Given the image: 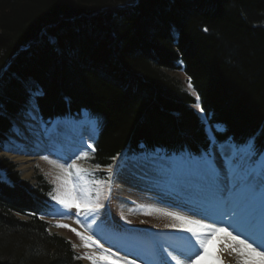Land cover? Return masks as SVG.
Instances as JSON below:
<instances>
[{
  "label": "trees",
  "instance_id": "obj_1",
  "mask_svg": "<svg viewBox=\"0 0 264 264\" xmlns=\"http://www.w3.org/2000/svg\"><path fill=\"white\" fill-rule=\"evenodd\" d=\"M30 98L45 126L92 120L83 173L103 186L120 154L201 159L212 142L253 138V162L264 149V0H0V145ZM51 190L0 156V264H81L38 217Z\"/></svg>",
  "mask_w": 264,
  "mask_h": 264
},
{
  "label": "rangeland",
  "instance_id": "obj_2",
  "mask_svg": "<svg viewBox=\"0 0 264 264\" xmlns=\"http://www.w3.org/2000/svg\"><path fill=\"white\" fill-rule=\"evenodd\" d=\"M170 73L177 76L186 88L192 90L182 71ZM27 104L24 111L16 113L11 118L12 125L6 131L0 145V156L8 158L15 165L22 179L34 183L35 176L39 175L51 184L52 209L51 216L46 217L49 222L47 229L70 241L71 247L80 256L81 264H93V261L88 259L89 256L97 258L96 264H111L113 260H118L119 264H177V261L179 264H191V260L200 254L196 251L199 245L192 247L195 238L190 239V233L166 227L174 220L160 208L187 212L199 220H204L205 223L222 224L233 235L247 239L249 243H254L253 245L259 246L260 250L264 251V204L261 201L260 188L257 187L254 198L244 203L247 190L243 180L248 172L258 173L261 170L264 166V158L259 161L261 158L259 156L256 162L250 163L251 157H246L243 153L238 154L233 146L232 150H225L226 148L220 147L222 144L212 142L209 147L211 162H193L185 156H176L179 158L175 159L174 163H168L161 160V157L146 153L122 158L116 166L114 163L110 168L114 175L112 181L108 182L109 185L104 182V186L95 183L84 173H82L83 179H80L75 175V169H72L74 182L89 191L90 199L95 200L97 191H101L99 202L103 207L97 212L77 210L75 207L65 208L57 200L52 199L58 191L63 190L61 178L65 174L62 169L60 174H55L49 163L53 160L67 167L75 161L79 168L87 167L96 137L94 123L86 117L80 121L64 117L71 118L77 124V127L72 128L71 131V127L58 123L63 119L59 118L54 121L58 129L54 136H51L50 126L45 127L40 123L37 108L40 131L32 124L31 126V122L27 123L29 119L27 115H30L31 119L33 117L32 114L27 113L28 109L32 105L36 107L33 98H30ZM38 134L39 136L36 137ZM20 139L27 144H23ZM88 145L92 147L89 148ZM156 158L160 159L156 160ZM237 182L238 196L232 190ZM217 185L226 189L222 197L216 193ZM222 201H224L223 207ZM188 209L204 211L205 215H207L206 212L209 213L207 216L203 214L201 216L200 211L197 215L188 212ZM250 209L253 210L249 213ZM252 213L247 229L244 227L246 234L244 237L241 231H234L229 227L237 221L242 225L245 220L239 221L240 216L247 214V217L245 216L247 220ZM211 216L214 219H211ZM19 217L25 218L22 215ZM89 226H92L94 230ZM77 232L86 237H92L98 245L92 241L82 240L76 234ZM219 234L222 233L213 236L208 244L209 251L215 255H219L215 253L216 237ZM86 243L88 247H85ZM172 251L176 252L175 257L169 260L167 255H170ZM177 253L181 255L180 258L176 256ZM101 256H107L108 259L101 260ZM188 257H191V260ZM219 257L224 264H242L241 259L234 258L233 253L231 256L228 254L227 258L221 255ZM205 264H213V262L206 258Z\"/></svg>",
  "mask_w": 264,
  "mask_h": 264
},
{
  "label": "snow or ice",
  "instance_id": "obj_3",
  "mask_svg": "<svg viewBox=\"0 0 264 264\" xmlns=\"http://www.w3.org/2000/svg\"><path fill=\"white\" fill-rule=\"evenodd\" d=\"M89 148L92 145H88ZM237 153H243L246 157H254L256 155L254 139L249 138L247 141L242 142L241 145H237ZM78 159L80 157H77ZM59 167L64 172L62 180V191H58L56 196H53L52 199L57 200L59 204L63 205L65 208L75 207L77 210L83 209L86 212H97L103 205L99 202V197L101 191L98 190L96 194V199L92 200L89 198V191L80 187L79 183L74 182L72 169H75V175L80 179H83L82 173L83 169L79 168L75 161L71 164H68L67 167L64 165H59ZM244 184L246 186V196L244 203H248L251 198H254L256 195V189L259 186L260 196L262 204H264V166L261 167V170L257 173L254 171L248 172V174L243 178ZM238 182L233 185V191L236 190ZM226 189L221 188L219 185L216 186V193L218 196H223V193ZM165 214L172 217L174 222L166 225V227L173 229H180L187 233L191 234V238H195V243L192 245L195 248V245H199L200 254L195 257L194 260H191V257L188 259L191 260V264H198V261L208 258L213 262V264H224L219 257L211 253L208 249V244L213 236L217 233H226L230 240L233 242L231 244H226L225 248L222 250H227L229 255L231 253H236V255L241 259L242 264H264V251L259 250L258 247H254L253 244L249 243L247 239H241L239 235H233L232 232H229L227 228L223 227L219 223H205L204 220L193 219L189 216L181 215L178 212H167ZM59 227H68L67 225H58ZM72 231H76L72 229ZM82 240L92 241L98 245L97 241H94L92 237L84 236L81 233H76ZM88 243L85 244V247H88ZM102 247V246H101ZM115 255V254H113ZM193 255L195 253L193 252ZM88 259L93 261V264H96L97 258L95 256H89ZM101 260H107V256H101ZM111 264H119L118 260H113ZM179 264V261H177Z\"/></svg>",
  "mask_w": 264,
  "mask_h": 264
},
{
  "label": "bare ground",
  "instance_id": "obj_4",
  "mask_svg": "<svg viewBox=\"0 0 264 264\" xmlns=\"http://www.w3.org/2000/svg\"><path fill=\"white\" fill-rule=\"evenodd\" d=\"M27 113L29 114H32L33 115V117H32V119L30 118V115H27L28 117H29V119L27 120V123L29 122H31L30 123V125L32 124L33 126H35L34 128H38V131H40V125H39V123L37 122L38 121V119H37V110H36V107L34 106V105H32V107H30V109H28V111H27ZM33 121V122H32ZM26 123V122H25ZM26 123V124H27ZM58 123L60 124V125H62L61 123H64V125H66L65 127H71L70 129H71V131H72V128H75V127H77L76 125V123L71 119V118H63V119H61L60 121H58ZM31 125V126H32ZM20 127H21V125H20ZM57 127V123L56 122H52V124L50 125V128H49V134L52 136H54V133H56V130L58 129V128H56ZM32 128V130H33V127H31ZM61 128H63V126L61 127ZM65 128H63L62 130H64ZM19 130V129H18ZM48 131V130H47ZM60 131V130H59ZM62 132V131H61ZM75 132V131H74ZM60 134V133H59ZM30 135V134H29ZM94 135H95V133H94ZM39 136V134L36 136V137H38ZM47 136V135H46ZM71 136V135H70ZM44 139V138H43ZM21 140V142L23 143V144H27V142L26 141H23V139H20ZM35 144H36V142H35ZM59 144V143H58ZM58 144H56V145H58ZM78 144V143H77ZM45 145V144H44ZM32 146V145H31ZM37 146V145H36ZM41 147V146H40ZM220 147H222V148H226L225 150H232V146L230 145V144H222ZM36 149H37V147H36ZM184 154V153H183ZM174 156V157H173ZM173 156H170V157H161V160H164V161H166V162H168V163H174L175 161V159H178L179 157H176V156H181V155H173ZM181 157H183V156H181ZM186 157V156H185ZM261 158H259V161H260V159L262 160L263 158H264V152H263V155L262 156H260ZM21 158V157H20ZM153 158H155V157H153ZM188 159H190L189 157H187ZM160 159V158H159ZM159 159H157L156 158V160H159ZM191 160V159H190ZM174 161V162H173ZM61 163V162H60ZM49 165H50V167H51V169H52V171L55 173V174H60L61 173V168L59 167V164L58 163H55L53 160L49 163ZM230 165H233L232 163H230ZM233 170V169H232ZM238 190H239V188H236V190H235V195L236 196H238ZM229 196V195H228ZM223 203H224V201H222V203H221V206L223 207L224 205H223ZM255 208H257V206H255ZM254 208V209H255ZM160 210L163 212V211H167V212H178V213H180L181 215H184V216H189V217H191V218H193V219H197L196 217H194V216H191L189 213H183V212H180V211H176V210H170V209H163V208H160ZM189 211L188 212H193V213H195V214H197V215H199V211L200 210H197V209H188ZM253 210V209H252ZM251 209L248 211L249 213L252 211ZM262 210H263V207H262ZM246 211V210H245ZM248 212H247V214H248ZM207 213V215H208V213L209 212H206ZM225 213V212H224ZM255 213H257L256 211H255ZM201 214H203V215H205V212L203 211H200V215ZM246 214V215H247ZM207 215H205V216H207ZM229 215V214H228ZM246 215H244V214H242V216H240V218L238 219L239 221H241V220H245L244 222H243V224L241 225V223L239 224L238 223V221H237V223L235 222V223H232V226H229V227H231L234 231H241L242 233H241V235L244 237V234H245V232H244V227L246 228L247 226H248V223L251 221V218H252V215H253V213L250 215V217H248V219L246 220L245 219V216ZM202 216V215H201ZM247 217V216H246ZM213 218V216H211V219ZM172 219V218H171ZM214 219V218H213ZM199 220V219H198ZM228 220V219H227ZM258 224V223H257ZM253 225V224H252ZM251 226V225H250ZM264 227V226H263ZM247 229V228H246ZM264 231V230H263ZM259 232V231H258ZM260 233V232H259ZM246 235V234H245ZM261 235H263V234H261ZM183 237V236H182ZM258 237V236H257ZM242 239H244V238H242ZM257 241V240H256ZM256 241H254L255 242V244H257L256 243ZM231 243H233L231 240H230V238L227 236V234L226 233H222V234H219V235H217V237H216V245H217V248L215 249V253H217V254H219V255H221V256H223L224 258H227V255L229 254L228 253V251L227 250H222V249H224L225 248V245L226 244H231ZM254 244V243H253ZM184 245V244H183ZM254 247H258L259 248V250H260V247L259 246H256V245H253ZM188 250H189V248H188ZM263 250H264V248H263ZM190 251V250H189ZM155 253V252H154ZM157 253V252H156ZM174 253H176L175 251H172L171 252V254L170 255H167V257L168 258H170L169 260H172L174 257H175V255H174ZM188 253V252H187ZM184 255H186V254H184ZM233 255H234V258H239L238 256H236V253H234L233 252ZM155 256V255H154ZM178 258H180L181 257V255L180 254H178L177 253V255H176ZM231 256V255H230ZM240 259V258H239ZM176 260V259H175ZM157 262V261H156ZM160 262V261H159ZM208 262V261H207ZM206 263V258L205 259H202V260H200V261H198V264H205ZM161 264V263H160Z\"/></svg>",
  "mask_w": 264,
  "mask_h": 264
}]
</instances>
